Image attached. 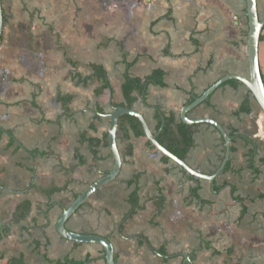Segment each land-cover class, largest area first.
Here are the masks:
<instances>
[{"label":"crops","instance_id":"obj_1","mask_svg":"<svg viewBox=\"0 0 264 264\" xmlns=\"http://www.w3.org/2000/svg\"><path fill=\"white\" fill-rule=\"evenodd\" d=\"M1 3L0 215L11 229L0 239V264L21 256L26 264L67 258L106 264L102 245L65 239L57 222L76 195L114 165L104 139L110 124L106 114L112 101H125V75L145 77L164 70L166 86L148 85L145 99L140 95L133 108L154 132L158 115L162 125L171 111L181 120V108L222 76L245 75L246 1ZM258 9L261 17L264 0H258ZM92 64L104 67L112 92L95 93L103 82ZM260 64L264 76V32ZM76 72L88 78L87 84L76 82ZM247 94L243 84L224 83L188 113L190 118H214L227 131L236 129L252 140L237 138L231 164L214 184L192 179L173 161L161 162L132 130H118L123 160L118 178L97 190L67 227L110 239L116 264H182L184 253L190 256L188 264H264V130L254 136L243 133L254 118L264 127V116H253V103L251 114L237 112ZM194 130L195 145L186 161L213 174L224 158V139L209 124H196ZM254 147L257 154L251 158ZM136 174L142 208L129 215L134 185L128 181ZM54 187L61 190L50 193ZM196 187L200 198L192 196ZM161 194L166 201L155 215L152 199ZM23 200L32 203L29 216L10 223Z\"/></svg>","mask_w":264,"mask_h":264},{"label":"water","instance_id":"obj_2","mask_svg":"<svg viewBox=\"0 0 264 264\" xmlns=\"http://www.w3.org/2000/svg\"><path fill=\"white\" fill-rule=\"evenodd\" d=\"M246 1V20L248 24L247 32V61H248V71L249 74L243 75L238 73H230L222 76L214 84H212L206 91L201 95L195 98L194 101L187 103L181 108L180 118L183 122L196 125V124H209L213 126L223 137L225 153L222 163L217 168L213 174L202 173L193 167H191L186 160L180 159L178 156L173 154L167 148L160 144L157 137L161 132L162 128L154 132L146 119L145 115L135 109L128 108L126 106L115 107L112 105V111L107 113L110 117V124L108 127V142L114 159V165L112 169L102 175L99 179L89 184L72 202V204L63 209L61 216L57 222V230L65 239L81 242V243H96L102 245L105 252L106 264H116L115 249L114 245L110 239L107 237L98 235V234H85L78 233L70 230L67 227V222L69 219L86 203V201L99 189L108 185L109 183L116 180L120 174L121 167L123 164L122 156L118 146V129L120 117L123 115H131L137 117L144 128L147 139L151 142L153 147H155L161 155H166L177 164L182 170H184L189 175L199 178L210 180L213 184L218 175H220L226 168L232 154L231 141L227 129L216 119L211 117H200V118H190L188 113L204 103L209 97L224 83L229 80H238L240 81L248 91L251 92L254 102L261 108L264 113V76L262 74L261 64H260V40L261 35L264 30V17H260L258 9V0H245ZM4 19L2 12V3L0 0V38L3 31ZM148 85L146 86L147 89ZM142 99H145L143 94ZM6 225V222L0 215V231ZM184 260L182 264H188L190 262V256L187 253L183 254Z\"/></svg>","mask_w":264,"mask_h":264},{"label":"trees","instance_id":"obj_3","mask_svg":"<svg viewBox=\"0 0 264 264\" xmlns=\"http://www.w3.org/2000/svg\"><path fill=\"white\" fill-rule=\"evenodd\" d=\"M247 24V21H246ZM264 32V30H263ZM262 41V35H261V40ZM260 51V50H259ZM92 69L95 72L96 76L101 80L103 83L101 87L97 88L95 90V93L97 95L104 94V92L109 88L110 92H112V89L110 88V83L107 78V73L106 70L104 69L103 66L97 65V64H92ZM74 79H76V82L78 84H81L82 82L84 84H87L88 78L82 77V75L78 72H76ZM78 80V81H77ZM227 83H236L237 85H242V83L238 80H229ZM225 83V84H227ZM157 85L161 87L166 86L165 82V72L162 69H155L151 74L145 76V77H134L131 76L129 73L125 75L124 83H123V93H124V98L125 101L123 103H118L115 101H112V105L115 107L118 106H126L128 108H133L135 106V103L138 101L139 96L144 94L146 91V86L147 85ZM71 97L68 99L70 100ZM197 97H193L191 99V102L195 100ZM254 98L251 94L250 91H248V94L245 96L244 100L242 101L238 113H245L247 115L251 114L253 111V103ZM99 112H103V110H100ZM96 118H99V116H96ZM159 119V123L156 126V132L161 129L162 126V118L160 115L157 116ZM128 126V127H127ZM119 131H129L132 130V132L135 134L136 137L141 138L144 140L145 145L148 149H150L154 155H157L160 157L161 162L163 163H169L171 160L168 156L166 155H161L159 151L153 147L151 142L147 139L144 128L142 126L141 121L131 115H123L120 117L119 121ZM230 137L232 138L231 141V149L232 152H235L237 150L235 143L238 137L244 138L248 143L252 144V140L243 136L242 134L238 133L236 129L234 130H229L228 131ZM195 130H194V125L187 124L183 122L182 120H178L177 114L174 111H171L168 115L165 116L164 118V126L159 133L157 139L160 142L161 145H163L165 148H167L169 151H171L173 154L178 156L182 160L187 159V155L191 148L195 145V138H194ZM104 139L108 143V132L104 133ZM93 145L97 146L99 144V140L97 139H90L89 141ZM257 147L254 149L250 150V156L253 158L257 153ZM231 164V160H229L225 171L229 168ZM192 179H195L194 177L190 176ZM138 181H139V174H136L133 176L132 179L128 181L129 186L134 185V189L131 192L129 196V202L132 205V211L129 212V215H133L137 212V210L141 209L142 206L140 205V196H139V186H138ZM60 187H54L51 189L50 193L60 191ZM199 187L193 188L192 189V196L200 198L199 196ZM78 194L76 195V197ZM75 197V198H76ZM260 197H264V192L260 193ZM234 200H239L242 203H245V199L241 197H234ZM166 198L163 194H161L159 197L152 199V202L156 208V214L158 215L162 209L164 208ZM204 201V200H203ZM245 207L246 205L244 204V212L245 213ZM32 209V203L30 200H23L20 203L17 204L10 223L13 224H18L25 220ZM10 226L6 224L3 229L0 231V239L8 236L10 234ZM36 248L37 250L42 253L45 257L46 254L43 252V249L40 248L39 243H36ZM194 259V256L191 257V260ZM82 262L74 261L72 259H64V260H58L55 261V264H81ZM8 264H26L24 261V257L21 256L19 258H13L11 261H9Z\"/></svg>","mask_w":264,"mask_h":264},{"label":"rangeland","instance_id":"obj_4","mask_svg":"<svg viewBox=\"0 0 264 264\" xmlns=\"http://www.w3.org/2000/svg\"><path fill=\"white\" fill-rule=\"evenodd\" d=\"M261 17H264V13L261 14ZM247 29H248V26H247ZM243 71L245 72L246 76L249 74L248 61L247 60L245 61V69ZM253 105L255 107V112H254L253 116L256 117V116L261 115V114L264 116L263 111L254 101H253ZM262 130H264V127L256 121V118H254L249 123L248 127L243 129V133L245 135L254 136L257 133H261Z\"/></svg>","mask_w":264,"mask_h":264}]
</instances>
